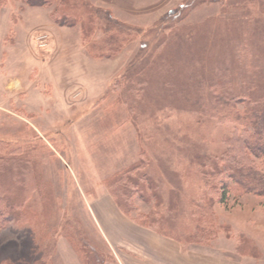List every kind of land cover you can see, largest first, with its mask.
<instances>
[{
  "label": "rangeland",
  "instance_id": "obj_1",
  "mask_svg": "<svg viewBox=\"0 0 264 264\" xmlns=\"http://www.w3.org/2000/svg\"><path fill=\"white\" fill-rule=\"evenodd\" d=\"M53 9L79 22L61 23ZM90 20L86 38L82 23ZM241 38L250 40L255 70H264V0L0 4V141L11 145L9 158L23 162L25 197L34 206L33 213L23 212L25 220L0 231V264H33L45 253L44 264L119 263L90 213V199L112 196L114 176L143 158L166 188L187 194L196 177L186 175L182 156L173 159L171 152L183 147L184 131L198 127L201 72L209 81L216 70L224 83L238 82L247 57L243 47L241 59L235 51ZM104 40L122 41L112 56H94L92 45ZM221 60L224 67L215 69ZM188 70L193 80L185 79ZM204 133L211 140L215 129ZM165 156L171 157L166 164L159 160ZM209 195L215 203L205 212L217 222L197 245L239 264H264V197L231 196L219 203L218 195ZM142 201L133 213L157 207L153 199ZM181 206L172 213H181ZM70 238L79 239L86 254ZM95 253L101 257L96 263Z\"/></svg>",
  "mask_w": 264,
  "mask_h": 264
},
{
  "label": "trees",
  "instance_id": "obj_2",
  "mask_svg": "<svg viewBox=\"0 0 264 264\" xmlns=\"http://www.w3.org/2000/svg\"><path fill=\"white\" fill-rule=\"evenodd\" d=\"M5 1L0 0V4ZM25 1L43 6L53 2L58 5L67 3V0ZM59 15H62L61 18ZM52 16L61 23L68 22L73 25L79 22L70 16L72 19L66 20L67 16L59 9H53ZM88 23L89 26L82 23L86 38L92 30L90 29L92 21ZM262 41L264 42V39ZM118 42L106 44L104 40L100 44L92 45L93 55L112 56L116 52ZM249 42L250 40L241 38L235 46L238 59L242 57L239 52L242 47L248 57L242 60L244 65L238 82L230 80L231 84L224 83L223 76L216 70L212 71L213 79L209 81V77L203 75L204 70L201 72L199 80V86H202L199 90L201 97L199 105L194 109V123L198 127L195 131L193 129L184 131L183 147L175 146L171 152L173 159L179 154L182 156L186 175H195V180L190 183L200 187L198 191L194 186L188 189L187 194H182L180 188H166L165 179L163 181L160 176L157 177L154 166H151L149 159L144 158L138 162L137 167H129L114 176L113 187L110 188L112 197L118 208L135 223L183 244H200L213 233L212 224L217 222L213 215H207L205 212L215 203V197L209 193L218 195L219 203L227 202L231 196L238 198L254 194L264 197V70L260 69V72L255 70L258 61L247 49ZM102 51L104 52L101 53ZM224 64L225 62L216 61L214 68L219 69L221 66L224 67ZM247 70L251 72L248 73ZM190 71L188 70L185 77L187 80L194 78ZM162 80L164 81L161 79V82ZM204 87L206 90L202 93ZM211 127L215 129V134L210 140L204 132L206 128ZM203 139L207 141L201 143L199 140ZM11 149L9 142L0 141V231L12 220L15 222L25 220L22 214L26 209L34 212V206L26 200V189L23 186L27 170L25 171L21 160L8 157ZM148 156L150 157L149 154ZM167 157L159 160L166 164L168 159L171 160V157ZM140 164L146 166L143 171L138 170ZM170 174L173 178L179 176L174 169L170 170ZM139 199L145 203L153 199L157 207L147 214L140 212L135 214L133 212L138 208ZM181 205L183 206L181 213H172V210ZM34 228L37 229L34 230L36 237H40L38 226ZM71 241L81 253L86 254L87 248L85 250L78 244L79 239L76 241L72 238ZM95 254L97 260L94 259V263L101 260L99 254ZM47 257L49 256L45 253L41 260L33 264H44Z\"/></svg>",
  "mask_w": 264,
  "mask_h": 264
},
{
  "label": "crops",
  "instance_id": "obj_3",
  "mask_svg": "<svg viewBox=\"0 0 264 264\" xmlns=\"http://www.w3.org/2000/svg\"><path fill=\"white\" fill-rule=\"evenodd\" d=\"M88 204L104 239L120 260L114 264H239L214 248L183 244L135 223L107 192L93 196Z\"/></svg>",
  "mask_w": 264,
  "mask_h": 264
}]
</instances>
